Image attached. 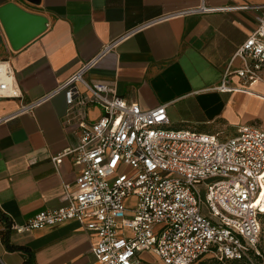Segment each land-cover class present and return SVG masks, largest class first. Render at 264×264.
<instances>
[{
  "label": "crops",
  "instance_id": "crops-1",
  "mask_svg": "<svg viewBox=\"0 0 264 264\" xmlns=\"http://www.w3.org/2000/svg\"><path fill=\"white\" fill-rule=\"evenodd\" d=\"M9 3L44 17L46 25L14 50L0 21V61L8 62L16 91L0 96L3 264H98L92 254L97 237L76 220L20 233L10 226L60 206L64 186L74 188L78 168L71 158L58 166L51 158L76 147L78 136L64 123V93L49 94L105 46L113 43L84 80L109 85L142 110L165 105L169 129L220 140L246 125L264 130V83L251 93L218 90L225 74L241 67L234 54L261 14L220 9L261 6L264 0H0V7ZM197 9L209 11L189 13ZM238 84L232 76L227 86ZM100 114L88 110L91 121ZM4 237L20 249H6Z\"/></svg>",
  "mask_w": 264,
  "mask_h": 264
},
{
  "label": "built area",
  "instance_id": "built-area-1",
  "mask_svg": "<svg viewBox=\"0 0 264 264\" xmlns=\"http://www.w3.org/2000/svg\"><path fill=\"white\" fill-rule=\"evenodd\" d=\"M231 9L261 14L234 54L241 67L228 71L218 90L251 93L264 83V5L220 10ZM111 45L49 94L64 93V123L78 136L76 147L51 158L56 166L71 158L74 188L64 186L60 206L10 228L20 233L76 220L97 237L98 264H254L264 219V130L246 125L220 140L169 129L165 105L142 110L109 85L84 80ZM232 76L235 88L227 86ZM12 83L8 62L0 61V96H16ZM92 107L101 114L91 121Z\"/></svg>",
  "mask_w": 264,
  "mask_h": 264
},
{
  "label": "water",
  "instance_id": "water-1",
  "mask_svg": "<svg viewBox=\"0 0 264 264\" xmlns=\"http://www.w3.org/2000/svg\"><path fill=\"white\" fill-rule=\"evenodd\" d=\"M32 4L39 0H27ZM0 21L14 50L20 49L45 30L46 19L28 13L13 3L0 7Z\"/></svg>",
  "mask_w": 264,
  "mask_h": 264
},
{
  "label": "rangeland",
  "instance_id": "rangeland-1",
  "mask_svg": "<svg viewBox=\"0 0 264 264\" xmlns=\"http://www.w3.org/2000/svg\"><path fill=\"white\" fill-rule=\"evenodd\" d=\"M256 248L261 256H257L256 258L253 259L254 264H264V219H261V230ZM143 257H145L146 260L151 261V259H149L147 256L143 255ZM225 264H233V263L227 262Z\"/></svg>",
  "mask_w": 264,
  "mask_h": 264
},
{
  "label": "trees",
  "instance_id": "trees-1",
  "mask_svg": "<svg viewBox=\"0 0 264 264\" xmlns=\"http://www.w3.org/2000/svg\"><path fill=\"white\" fill-rule=\"evenodd\" d=\"M0 219H1V220L4 219V216L2 215L1 212H0ZM7 225H8V227H9L10 224L7 223ZM3 244H4V246L6 247V249H8V250L20 249V248H18V247L11 246V245L9 244L8 239H7L6 237L3 238ZM257 256H261V255H260V254H259V255H256L255 253L252 252V257H253V259L256 258ZM25 264H29V260H28V262H26Z\"/></svg>",
  "mask_w": 264,
  "mask_h": 264
},
{
  "label": "bare ground",
  "instance_id": "bare-ground-1",
  "mask_svg": "<svg viewBox=\"0 0 264 264\" xmlns=\"http://www.w3.org/2000/svg\"><path fill=\"white\" fill-rule=\"evenodd\" d=\"M262 191H264V183H262ZM259 202L261 203L262 211H264V193L260 196Z\"/></svg>",
  "mask_w": 264,
  "mask_h": 264
}]
</instances>
